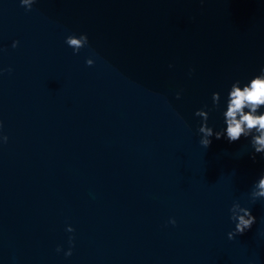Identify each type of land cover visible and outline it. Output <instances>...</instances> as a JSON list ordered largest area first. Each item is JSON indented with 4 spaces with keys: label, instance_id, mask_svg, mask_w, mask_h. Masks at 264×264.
Returning a JSON list of instances; mask_svg holds the SVG:
<instances>
[{
    "label": "water",
    "instance_id": "water-1",
    "mask_svg": "<svg viewBox=\"0 0 264 264\" xmlns=\"http://www.w3.org/2000/svg\"><path fill=\"white\" fill-rule=\"evenodd\" d=\"M262 67L264 0H0V264H264V155L194 115Z\"/></svg>",
    "mask_w": 264,
    "mask_h": 264
},
{
    "label": "clouds",
    "instance_id": "clouds-1",
    "mask_svg": "<svg viewBox=\"0 0 264 264\" xmlns=\"http://www.w3.org/2000/svg\"><path fill=\"white\" fill-rule=\"evenodd\" d=\"M35 0H20L21 6L26 10H31L32 4ZM65 43L73 49V53L77 54L79 50L88 44V37L86 34H81L78 37L69 35L65 38ZM17 42H13V47H16ZM85 63L88 66L93 64L92 59H87ZM179 99V93H177ZM213 107L219 106L220 93L213 92L212 96ZM225 110L222 115L226 127L221 131H213L208 126V112L203 109H198L194 115L201 118V124L197 129L201 134L199 143L207 149L212 139L217 140L224 138L229 143L236 142L241 137L249 138V143L253 149L254 155L251 157L255 159V154L264 155V67H262L258 74L254 75L245 84L241 85L240 81H235L231 84L225 99ZM6 142L7 137H3ZM250 197L253 202L257 199H264V172H261L258 180L254 182ZM229 219L234 222V229L227 233L228 239H233L237 234L243 235L246 230H249L255 222V217L252 215L250 209L241 207L239 203H233L229 209ZM175 223V221H170ZM71 232V227L66 229ZM71 242V238H70ZM57 251H60L57 248ZM65 255H71V249L65 252Z\"/></svg>",
    "mask_w": 264,
    "mask_h": 264
}]
</instances>
